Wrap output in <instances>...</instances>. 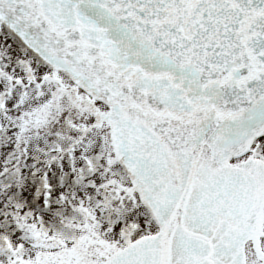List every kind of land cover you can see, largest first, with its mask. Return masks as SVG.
Returning a JSON list of instances; mask_svg holds the SVG:
<instances>
[{"label": "snow or ice", "instance_id": "6c2138e0", "mask_svg": "<svg viewBox=\"0 0 264 264\" xmlns=\"http://www.w3.org/2000/svg\"><path fill=\"white\" fill-rule=\"evenodd\" d=\"M0 264H264V0H0Z\"/></svg>", "mask_w": 264, "mask_h": 264}]
</instances>
